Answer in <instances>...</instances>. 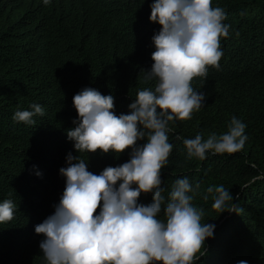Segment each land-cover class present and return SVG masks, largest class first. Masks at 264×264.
<instances>
[{
  "label": "trees",
  "instance_id": "1",
  "mask_svg": "<svg viewBox=\"0 0 264 264\" xmlns=\"http://www.w3.org/2000/svg\"><path fill=\"white\" fill-rule=\"evenodd\" d=\"M152 3L0 0V203L14 205L13 219L0 222V264H46L39 247L45 237L35 227L60 202L66 186L60 169L69 166V154L97 175L130 160L131 148L119 156L78 153L67 132L79 122L73 97L85 88L112 95L120 115L130 114L138 91L154 87V79H145L153 64L152 38L161 30L150 21ZM212 7L224 10L229 34L220 39L219 69L209 67L206 78L191 82L205 94L201 108L191 119L169 122L173 148L161 170L162 195L167 202L179 178L200 185L189 193L193 206L204 209L201 223L215 229L193 264H264V0H212ZM34 104L43 109L34 123L13 119ZM232 117L246 125L240 151L188 157L184 139L226 133ZM220 185L233 197L227 205L242 211L212 209L216 193L206 190ZM152 202V193L138 199L142 205Z\"/></svg>",
  "mask_w": 264,
  "mask_h": 264
},
{
  "label": "clouds",
  "instance_id": "2",
  "mask_svg": "<svg viewBox=\"0 0 264 264\" xmlns=\"http://www.w3.org/2000/svg\"><path fill=\"white\" fill-rule=\"evenodd\" d=\"M225 19L224 10L213 8L212 0H154L150 21L161 30L152 38L153 64L145 75L147 81H156L154 87L138 91L130 114L116 115L114 97L92 88L73 97L79 122L67 136L78 153L132 152L128 162L106 167L99 175L88 171L85 160L68 155L69 166L60 169L66 177L60 202L54 214L35 227L45 237L39 247L46 264H193L199 259L197 254L215 229L214 224L201 223L204 209L193 206L189 193L200 185L193 187L187 177L176 179L165 202L161 170L173 148L169 122L191 119L205 100L191 82L206 78L209 67L219 69L220 39L229 34ZM31 108L17 111L13 119L34 123L33 116L43 115V109L38 104ZM245 127L232 117L226 133H213L206 140L200 134L184 139L188 157L203 160L208 152L240 151L247 139ZM139 140L146 142L137 146ZM206 191L216 193L212 209L219 213L233 200L223 185ZM141 193H152L153 202L138 204ZM13 209L11 200L0 203V222L12 220ZM227 211L242 209L232 204Z\"/></svg>",
  "mask_w": 264,
  "mask_h": 264
}]
</instances>
